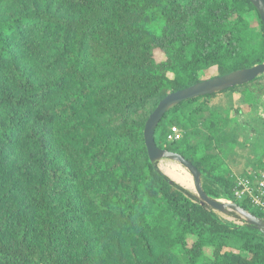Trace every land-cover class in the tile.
Listing matches in <instances>:
<instances>
[{
	"label": "trees",
	"instance_id": "1",
	"mask_svg": "<svg viewBox=\"0 0 264 264\" xmlns=\"http://www.w3.org/2000/svg\"><path fill=\"white\" fill-rule=\"evenodd\" d=\"M263 62L249 0H0V264H264V235L201 206L149 162L143 138L167 94ZM234 91L261 99L264 76L171 108L154 133L213 199L230 198L235 178L211 151L249 130L205 110ZM174 124L181 138L167 142ZM252 124L264 133V117Z\"/></svg>",
	"mask_w": 264,
	"mask_h": 264
},
{
	"label": "rangeland",
	"instance_id": "2",
	"mask_svg": "<svg viewBox=\"0 0 264 264\" xmlns=\"http://www.w3.org/2000/svg\"><path fill=\"white\" fill-rule=\"evenodd\" d=\"M252 20L254 26L252 30H256L258 26H256L255 19L252 18ZM154 57L157 61L164 60L163 54L157 50L154 51ZM217 75V69L211 68L203 73L202 80L211 79L217 77ZM208 104L209 107L205 110V117L210 118L215 116L219 124L225 122L224 120L226 119L229 123L228 130H232L236 126H245L250 131L249 124H252L258 118L264 117V97L261 99H257L255 96L248 97L247 93L243 91L221 93L214 96ZM183 111L181 110V112ZM212 113L213 115H211ZM174 116L175 113L173 112H170L168 115L169 118H173ZM172 127H177L182 135V128L179 125H171L169 129ZM249 131H247L249 138L239 139L240 142H238V144L224 146L221 149L216 148L211 151L215 156V164L219 168L217 170L218 173L228 174L229 177L231 176L234 179L243 175L246 176L249 172L258 170V166L264 167V133L260 134L253 132V130ZM259 134L260 137H257ZM203 141L204 138L202 136H194V138L191 139V144L197 147L198 153L203 151L205 146ZM157 166L169 179L196 196L192 177L182 166L166 159L159 161ZM172 173L175 175H182L186 178L187 184L179 183L173 178ZM216 200L225 202L221 197ZM217 215L219 219L226 224L236 226L243 225L241 220L232 216H225L219 213H217Z\"/></svg>",
	"mask_w": 264,
	"mask_h": 264
},
{
	"label": "water",
	"instance_id": "3",
	"mask_svg": "<svg viewBox=\"0 0 264 264\" xmlns=\"http://www.w3.org/2000/svg\"><path fill=\"white\" fill-rule=\"evenodd\" d=\"M249 2L256 9L264 28V0H249ZM261 76H264V62L250 68L236 70L222 76L203 80L185 89L167 94L147 118L143 129V138L148 160L151 164H156L166 159L179 164L188 172L192 177L194 191L196 196L200 199L201 206H208L215 213L225 216H230L231 213H234L239 216L246 225L254 227L264 235V220L262 218L241 208L235 202H220L210 198L202 188L201 174L195 166L177 153L158 148L154 140V133L158 124L171 108L188 100L213 95L246 85Z\"/></svg>",
	"mask_w": 264,
	"mask_h": 264
},
{
	"label": "built area",
	"instance_id": "4",
	"mask_svg": "<svg viewBox=\"0 0 264 264\" xmlns=\"http://www.w3.org/2000/svg\"><path fill=\"white\" fill-rule=\"evenodd\" d=\"M181 134L177 127H172L166 136L168 142L180 140ZM225 202L245 201L255 210L264 214V167L254 170L246 176L236 177L230 200Z\"/></svg>",
	"mask_w": 264,
	"mask_h": 264
},
{
	"label": "bare ground",
	"instance_id": "5",
	"mask_svg": "<svg viewBox=\"0 0 264 264\" xmlns=\"http://www.w3.org/2000/svg\"><path fill=\"white\" fill-rule=\"evenodd\" d=\"M173 174V173H172ZM173 178L176 179L179 183L181 184H187V180L186 178H184L182 175L180 174H173ZM228 200H230V198H227ZM236 203V202H235Z\"/></svg>",
	"mask_w": 264,
	"mask_h": 264
}]
</instances>
